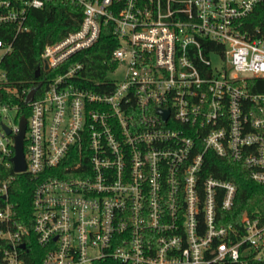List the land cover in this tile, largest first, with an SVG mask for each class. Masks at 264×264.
<instances>
[{
    "label": "built area",
    "instance_id": "2783aa9c",
    "mask_svg": "<svg viewBox=\"0 0 264 264\" xmlns=\"http://www.w3.org/2000/svg\"><path fill=\"white\" fill-rule=\"evenodd\" d=\"M45 1L0 0V26L25 32ZM70 1L82 20L42 47L36 86L8 83L0 41V264H264V219L223 224L236 187L206 174L228 158L264 185V0ZM104 29L114 67L87 81L74 57ZM18 175L35 183L31 227L8 201Z\"/></svg>",
    "mask_w": 264,
    "mask_h": 264
},
{
    "label": "trees",
    "instance_id": "16d2710c",
    "mask_svg": "<svg viewBox=\"0 0 264 264\" xmlns=\"http://www.w3.org/2000/svg\"><path fill=\"white\" fill-rule=\"evenodd\" d=\"M25 26L26 31L16 35L12 24L0 26V41L11 42V52L2 59L1 66L6 71L8 83L17 91L36 86L42 77L34 78L35 71L40 67V53L47 43H54L69 33L75 31L82 20V8L70 0H46L42 8L32 9L28 13ZM251 19L253 24H264V5L259 6ZM117 47V40L113 34L104 29L91 49L74 57L83 64L82 75L87 81H102L109 70L114 67L110 61L113 50ZM256 83L252 91L264 88V79H252ZM45 84H41L37 91L40 94ZM11 173V170H10ZM206 174L219 177L223 181L234 183L236 192L234 205L229 212L222 211L223 224H237L243 212L259 213L264 219V185L249 179L247 169L240 163L228 158L212 157L208 160ZM35 183L28 176L18 175L9 184L8 201L14 204L23 224L32 225L31 198ZM35 244L29 245L34 250Z\"/></svg>",
    "mask_w": 264,
    "mask_h": 264
},
{
    "label": "water",
    "instance_id": "95a60500",
    "mask_svg": "<svg viewBox=\"0 0 264 264\" xmlns=\"http://www.w3.org/2000/svg\"><path fill=\"white\" fill-rule=\"evenodd\" d=\"M40 75V69L38 68L35 73H34V78L37 79ZM34 94V90H32L31 92H29L26 100L27 102L32 101V97ZM167 117V115L165 114V118ZM24 129H25V118H23L21 120L20 123V131L18 136H16L15 138V146H14V151H15V156L13 157L12 161H13V170H15L16 172H22L24 171V162H23V152H22V140L24 137ZM8 131V130H7ZM6 131V132H7ZM23 245H20V248H23Z\"/></svg>",
    "mask_w": 264,
    "mask_h": 264
},
{
    "label": "rangeland",
    "instance_id": "374dc122",
    "mask_svg": "<svg viewBox=\"0 0 264 264\" xmlns=\"http://www.w3.org/2000/svg\"><path fill=\"white\" fill-rule=\"evenodd\" d=\"M211 60H212L213 64H216V65H218V63H219V62H218V60H217L216 58L212 57V59H211Z\"/></svg>",
    "mask_w": 264,
    "mask_h": 264
}]
</instances>
